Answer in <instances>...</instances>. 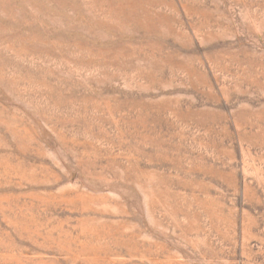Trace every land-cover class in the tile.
Listing matches in <instances>:
<instances>
[{
  "label": "rangeland",
  "instance_id": "1",
  "mask_svg": "<svg viewBox=\"0 0 264 264\" xmlns=\"http://www.w3.org/2000/svg\"><path fill=\"white\" fill-rule=\"evenodd\" d=\"M0 264H264V0H0Z\"/></svg>",
  "mask_w": 264,
  "mask_h": 264
}]
</instances>
